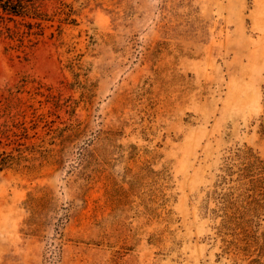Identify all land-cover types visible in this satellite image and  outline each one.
Listing matches in <instances>:
<instances>
[{"label": "rangeland", "instance_id": "1", "mask_svg": "<svg viewBox=\"0 0 264 264\" xmlns=\"http://www.w3.org/2000/svg\"><path fill=\"white\" fill-rule=\"evenodd\" d=\"M40 2L0 22V264H264L219 202L264 159V0Z\"/></svg>", "mask_w": 264, "mask_h": 264}, {"label": "trees", "instance_id": "2", "mask_svg": "<svg viewBox=\"0 0 264 264\" xmlns=\"http://www.w3.org/2000/svg\"><path fill=\"white\" fill-rule=\"evenodd\" d=\"M0 10L1 23L6 20L16 22L17 17L33 18L35 22L29 23L31 30L38 27L43 31V22L48 20L41 10L40 0H0ZM260 119L261 130L264 133V111ZM26 131L25 123L15 119L12 120V124L8 121L1 124L0 145L4 144L6 139L9 141L8 145L19 142L23 137L22 132ZM16 160L13 153L0 152L1 169L10 167ZM223 172L221 183L224 185V191L219 193V202L224 228L239 230L236 234H242L241 240L249 246L257 234L253 228L264 212V159L251 148H240L229 158Z\"/></svg>", "mask_w": 264, "mask_h": 264}]
</instances>
